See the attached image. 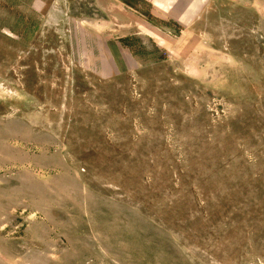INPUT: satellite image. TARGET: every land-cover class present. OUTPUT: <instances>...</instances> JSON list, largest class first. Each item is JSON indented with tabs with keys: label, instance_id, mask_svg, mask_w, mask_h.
Returning a JSON list of instances; mask_svg holds the SVG:
<instances>
[{
	"label": "rangeland",
	"instance_id": "1",
	"mask_svg": "<svg viewBox=\"0 0 264 264\" xmlns=\"http://www.w3.org/2000/svg\"><path fill=\"white\" fill-rule=\"evenodd\" d=\"M0 264H264V0H0Z\"/></svg>",
	"mask_w": 264,
	"mask_h": 264
}]
</instances>
